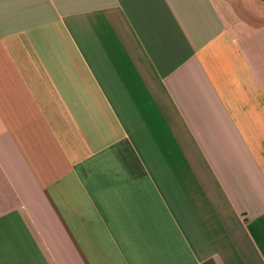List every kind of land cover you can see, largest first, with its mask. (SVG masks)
<instances>
[{
	"label": "crops",
	"instance_id": "obj_1",
	"mask_svg": "<svg viewBox=\"0 0 264 264\" xmlns=\"http://www.w3.org/2000/svg\"><path fill=\"white\" fill-rule=\"evenodd\" d=\"M0 264H264V0H0Z\"/></svg>",
	"mask_w": 264,
	"mask_h": 264
}]
</instances>
